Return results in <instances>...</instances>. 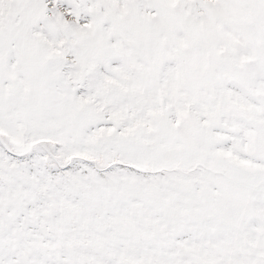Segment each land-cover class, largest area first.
<instances>
[{
	"label": "snow or ice",
	"instance_id": "1",
	"mask_svg": "<svg viewBox=\"0 0 264 264\" xmlns=\"http://www.w3.org/2000/svg\"><path fill=\"white\" fill-rule=\"evenodd\" d=\"M0 264H264V0H0Z\"/></svg>",
	"mask_w": 264,
	"mask_h": 264
}]
</instances>
